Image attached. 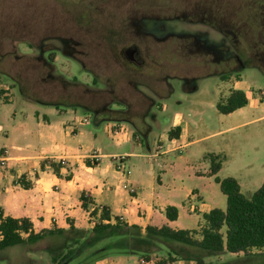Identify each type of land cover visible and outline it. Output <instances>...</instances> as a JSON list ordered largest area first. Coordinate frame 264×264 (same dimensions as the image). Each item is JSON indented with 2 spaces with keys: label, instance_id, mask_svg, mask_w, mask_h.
Returning <instances> with one entry per match:
<instances>
[{
  "label": "rangeland",
  "instance_id": "374dc122",
  "mask_svg": "<svg viewBox=\"0 0 264 264\" xmlns=\"http://www.w3.org/2000/svg\"><path fill=\"white\" fill-rule=\"evenodd\" d=\"M223 43L264 66V0H0L1 70L31 83L42 100L62 107L74 104V110L90 117V128L94 115L117 110L112 114L123 116L143 142L149 132L150 140L161 132L158 123L169 95L172 106L193 86L197 102L211 101L218 89L227 91L218 74L234 69L228 61L232 53L224 46L214 48ZM130 46L138 48V68L124 55ZM262 71L239 70L251 97L260 100ZM1 79L7 88L1 95L8 92L6 98L24 100L11 80ZM263 114L258 109L251 117ZM229 136L227 151L233 158L227 173L241 180L263 177L264 117ZM244 163L252 165L248 172L239 170ZM48 246L43 240L0 250V264H194L180 257L170 260L164 246L145 261L118 248L103 251V245L86 248L72 260L53 262ZM242 255L223 253L203 260L213 264Z\"/></svg>",
  "mask_w": 264,
  "mask_h": 264
},
{
  "label": "crops",
  "instance_id": "0c3cea01",
  "mask_svg": "<svg viewBox=\"0 0 264 264\" xmlns=\"http://www.w3.org/2000/svg\"><path fill=\"white\" fill-rule=\"evenodd\" d=\"M222 81L227 91L218 89L208 102L193 100L197 86L184 89L186 96L172 106L167 102L171 93L162 105L161 132L152 140L149 132L144 142L128 122L92 120L94 126L90 128V117L87 115L88 122H81L85 115L74 109L36 106L6 98L8 92L0 94V153L6 158L5 166L0 167L3 216L28 218L35 232L67 229L70 223L89 229L98 220L99 207L106 206L111 222L119 218L142 228L166 225L174 230L200 229L203 213L226 207L225 195L209 175L206 154L225 156L217 176L234 177L241 192L251 194L264 181V176L253 179L247 175L241 180L227 173L233 158L227 151L229 135L263 118L264 114L251 116L255 110H264V100L251 97L240 74ZM6 89L0 83V91ZM232 90H242L247 105L228 114L219 113L216 104ZM175 127L179 128L178 137L169 138L168 131ZM118 156L126 157L131 170L128 177L117 169ZM43 160L63 161L60 175L53 173L48 162L40 170ZM251 166L244 163L239 170L248 172ZM22 178L31 183L30 187L21 185ZM126 184L135 191L125 189ZM82 192L92 199L88 210L81 207ZM167 206L177 208L175 220L166 218ZM94 207L98 212L91 216Z\"/></svg>",
  "mask_w": 264,
  "mask_h": 264
},
{
  "label": "trees",
  "instance_id": "16d2710c",
  "mask_svg": "<svg viewBox=\"0 0 264 264\" xmlns=\"http://www.w3.org/2000/svg\"><path fill=\"white\" fill-rule=\"evenodd\" d=\"M28 45L32 47L31 44L28 43ZM255 45V43L252 44L253 47ZM223 46L228 53H232L228 61L229 64L234 65V69L218 74L221 80H225L233 74L238 75L239 70L242 68L256 67L264 69V66L258 63L259 59L256 63L245 59L242 51L236 48L233 51L226 43L217 45L214 48ZM127 60L137 68L141 64L139 59L131 61L127 58ZM51 63L52 60H50L49 65ZM262 72L264 73V71ZM1 77L11 80L17 87L20 96L26 101L56 108L62 107L59 103L38 98L33 92L31 83L26 82V80L21 81L19 78L10 76L0 69V81H2ZM93 81L95 82V79ZM247 103V96L242 90H232L225 100H221L216 104V109L221 114H228L244 107ZM63 106L62 108L70 109L75 107L74 104H63ZM112 112H117V110H109L106 114L103 112L99 118H96L98 117V114H96L93 119L128 122L123 116H117ZM178 134V127L168 131L169 138H176ZM204 157L210 164L209 175L213 176L221 193L226 197V207L225 210L213 208L203 213V224L199 232L195 229L174 230L166 225L161 227L147 225L142 228L136 224L123 222L119 218L111 222L110 213L106 206L99 207L98 220L89 229L77 228L73 223H70L67 229L51 228L35 232L32 222L28 218L3 216L0 209V250L17 245H33L47 240L49 242L48 248L54 252L51 257L53 262L72 260L82 254L84 249L95 245H103V251L105 248H118L124 253L139 254L145 260H149L151 253L158 251L160 246H164L169 250L168 257L170 260H174V257H180L188 262L193 261L194 264H206L203 260V257L206 256H216L223 253H243L239 258L231 261L213 264H264V181L246 197L241 192L240 185L234 177L219 178L217 176V172L225 160L224 155L208 153ZM47 162L53 173L59 176L63 161L43 160L40 164V170L44 169ZM87 163L89 164V162ZM66 177L69 178L70 174ZM20 183L24 188L31 185L29 182L25 183L23 178L20 179ZM80 200L81 207L88 210V203H92L91 197L82 192ZM97 212L98 207H94L89 214L96 216ZM165 216L169 220H175L177 218V208L167 206ZM193 234H199V238H195ZM112 242H116L115 248L112 247V244H114ZM179 246L186 247L191 252H182L177 249ZM253 249L258 252L251 253Z\"/></svg>",
  "mask_w": 264,
  "mask_h": 264
},
{
  "label": "built area",
  "instance_id": "2783aa9c",
  "mask_svg": "<svg viewBox=\"0 0 264 264\" xmlns=\"http://www.w3.org/2000/svg\"><path fill=\"white\" fill-rule=\"evenodd\" d=\"M261 94L264 95V91H261L260 92ZM89 121V117L88 116H85L82 118L81 122H88ZM125 156H118L116 157V164H117V169L122 172L123 176L125 177H128L131 173V170L130 168L127 166L126 162H125ZM5 162H6V158H5V155L0 153V167H3L5 166ZM125 189H128L130 192H134L135 189L130 186V185H124ZM147 261V260H145ZM141 262L143 263L144 262V259H141ZM189 262H192V261H189Z\"/></svg>",
  "mask_w": 264,
  "mask_h": 264
},
{
  "label": "water",
  "instance_id": "95a60500",
  "mask_svg": "<svg viewBox=\"0 0 264 264\" xmlns=\"http://www.w3.org/2000/svg\"><path fill=\"white\" fill-rule=\"evenodd\" d=\"M137 52V47H128L125 51H124V54L126 55V57L133 61L134 60V57H135V54Z\"/></svg>",
  "mask_w": 264,
  "mask_h": 264
},
{
  "label": "flooded vegetation",
  "instance_id": "af4514ba",
  "mask_svg": "<svg viewBox=\"0 0 264 264\" xmlns=\"http://www.w3.org/2000/svg\"><path fill=\"white\" fill-rule=\"evenodd\" d=\"M130 47H134V46H130ZM135 47H136V46H135ZM126 49H127V48H126ZM126 49H125V50H126ZM125 50H124V51H125ZM138 56H139V52H138V48H137V52H136V54H135L134 60H137V59H138ZM134 60H133V61H134ZM136 62H137V61H136Z\"/></svg>",
  "mask_w": 264,
  "mask_h": 264
}]
</instances>
